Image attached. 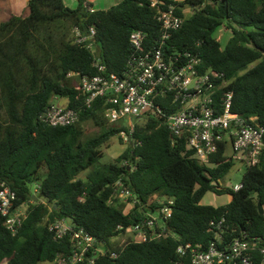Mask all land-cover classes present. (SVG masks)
I'll return each mask as SVG.
<instances>
[{
	"label": "trees",
	"instance_id": "obj_1",
	"mask_svg": "<svg viewBox=\"0 0 264 264\" xmlns=\"http://www.w3.org/2000/svg\"><path fill=\"white\" fill-rule=\"evenodd\" d=\"M86 1L92 4L78 0L72 8L64 0H28V15L0 22V177L17 192V206L28 204L17 235L0 214V264L53 263L72 242L69 236L56 239L50 226L69 217L76 228L109 249H119L113 240L119 225L126 231L147 212H156L160 199L167 203L169 198L174 204L165 220L168 235L127 243L116 258L100 256L94 264H194L191 257L179 255L178 246H207L215 238L210 222L222 218L224 244L238 237L250 240L258 259L264 246V212L259 208V202L264 207V151L258 163L247 166L236 191L225 182L237 162L227 151L228 141L219 143L211 164L203 165L186 138L173 139L166 117L151 116L130 132L125 124L108 120L102 98L88 105L81 77L98 73L95 54L107 72L122 74L134 52L131 33L142 30L155 41L161 23L154 0H121L93 12ZM158 1L164 7L175 3L179 14H188L169 44L178 50L197 48L203 71L226 74L232 110L258 116L264 125V0ZM187 5L193 7L191 13L184 12ZM75 26L84 33L96 28L95 53L75 42ZM222 26L232 32L225 48L215 36ZM62 98L67 102L61 106L77 110L79 119L49 125L42 115L52 100L59 104ZM88 124L97 128L93 135L86 134ZM123 132L130 137L126 141ZM117 135L126 148L102 163L104 146ZM119 179L139 203L133 206L132 198L125 201L115 192ZM209 191L228 193L231 200L203 204Z\"/></svg>",
	"mask_w": 264,
	"mask_h": 264
},
{
	"label": "built area",
	"instance_id": "obj_2",
	"mask_svg": "<svg viewBox=\"0 0 264 264\" xmlns=\"http://www.w3.org/2000/svg\"><path fill=\"white\" fill-rule=\"evenodd\" d=\"M163 4L158 0L152 2L161 23L160 35L155 41H149L142 30L131 33L134 52L122 74L107 72L101 57L95 54L98 73L81 77L87 104L102 98L108 120L125 124L130 132L135 129L134 118L142 123L151 116L166 117L173 139L186 138L194 157L203 165L212 163L211 155L218 152L219 143L224 140L232 147L233 160L246 166L255 165L264 151V125L258 116L243 117L232 110L233 92L227 89L226 74L203 71L197 48L178 50L169 44L188 14H179L175 3L167 7ZM84 5L89 11H95L88 1ZM192 10L190 7V13ZM73 33L77 44L95 53L96 28L91 27L84 33L75 26ZM219 88L224 90L219 91ZM42 119L52 126H66L78 121L79 112L52 100ZM122 136L125 140L130 138L125 132ZM230 186L237 191L242 182ZM115 192L125 201L132 198L133 206L140 202L122 179L116 182ZM17 199V192L0 177V214L13 235L19 233L27 216V210L17 206ZM159 202L163 203L156 212H147L126 231L119 225V249L127 243L155 240L169 234L165 220L172 214L174 201L169 198L167 203L163 199ZM224 223L225 218L210 222L215 238L207 246L185 243L178 246L177 252L181 257H191L194 264H264V246L259 249L257 259L250 240L238 237L224 244ZM50 229L56 239L69 236L72 242L70 250L58 253L53 264H94L100 256L116 258L119 255V249H109L84 228L69 223L67 218L55 220Z\"/></svg>",
	"mask_w": 264,
	"mask_h": 264
},
{
	"label": "rangeland",
	"instance_id": "obj_3",
	"mask_svg": "<svg viewBox=\"0 0 264 264\" xmlns=\"http://www.w3.org/2000/svg\"><path fill=\"white\" fill-rule=\"evenodd\" d=\"M66 5L69 7L75 8L78 5V0H64ZM121 0H92V4L94 5L95 9H108L113 5H116ZM184 2L185 0H178ZM91 4V5H92ZM190 7L187 5L185 9V13H190ZM28 2L27 0H0V22L9 19L12 15H26L28 14ZM215 36L220 40L221 45L225 48L229 42V39L232 36L231 29L226 26H222L219 30L215 32ZM67 102L66 99L62 98L59 100L60 105H65ZM136 123H140L137 118H134ZM95 126L92 124H88L86 127V134L93 135L97 130ZM126 141V140H124ZM127 144L122 142L119 136L112 137L109 142L104 146L103 151L104 155L101 158L102 163L110 162L114 160L125 148ZM227 151L229 154L232 152V147L230 143H228ZM247 166L243 162H236L235 167L230 171L228 174L225 182L229 185H234L238 182L242 181L244 172L246 171ZM88 171L83 172L80 176L85 177ZM31 188L33 190L36 189V184H31ZM231 196L228 193L218 194L214 191H209L206 193L204 198L202 199L203 204H211L214 206L224 205L230 202ZM128 203V202H126ZM28 204L22 206L23 210L27 209ZM119 236L116 235L113 240H117ZM119 242V240H117ZM41 264H53L50 262H42Z\"/></svg>",
	"mask_w": 264,
	"mask_h": 264
},
{
	"label": "water",
	"instance_id": "obj_4",
	"mask_svg": "<svg viewBox=\"0 0 264 264\" xmlns=\"http://www.w3.org/2000/svg\"><path fill=\"white\" fill-rule=\"evenodd\" d=\"M34 198H36V196L34 195ZM259 208H260V211L263 213L264 212V207H263V204L261 202H259ZM67 221L73 225H76V222H74L70 217L67 218Z\"/></svg>",
	"mask_w": 264,
	"mask_h": 264
},
{
	"label": "crops",
	"instance_id": "obj_5",
	"mask_svg": "<svg viewBox=\"0 0 264 264\" xmlns=\"http://www.w3.org/2000/svg\"><path fill=\"white\" fill-rule=\"evenodd\" d=\"M176 1H178V0H176ZM27 2H28V0H27ZM179 2H181V1H179ZM92 7L95 9V7H94V5L92 4ZM28 10H29V8H28ZM29 13V12H28ZM26 15H28V14H26ZM23 16H25V15H23Z\"/></svg>",
	"mask_w": 264,
	"mask_h": 264
}]
</instances>
